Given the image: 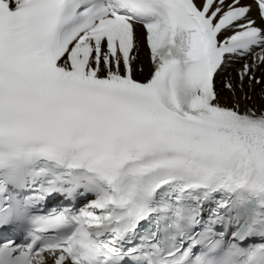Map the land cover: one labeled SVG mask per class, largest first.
I'll return each instance as SVG.
<instances>
[{
  "label": "snow or ice",
  "instance_id": "1",
  "mask_svg": "<svg viewBox=\"0 0 264 264\" xmlns=\"http://www.w3.org/2000/svg\"><path fill=\"white\" fill-rule=\"evenodd\" d=\"M253 95L264 0H0V264H264Z\"/></svg>",
  "mask_w": 264,
  "mask_h": 264
},
{
  "label": "bare ground",
  "instance_id": "2",
  "mask_svg": "<svg viewBox=\"0 0 264 264\" xmlns=\"http://www.w3.org/2000/svg\"><path fill=\"white\" fill-rule=\"evenodd\" d=\"M259 90V88H257V91ZM253 102L257 105L261 104V103H264L262 101H260L259 97L256 96V95H253Z\"/></svg>",
  "mask_w": 264,
  "mask_h": 264
}]
</instances>
